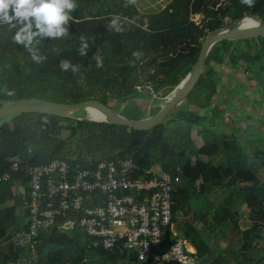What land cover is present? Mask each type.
Listing matches in <instances>:
<instances>
[{
  "label": "trees",
  "instance_id": "obj_1",
  "mask_svg": "<svg viewBox=\"0 0 264 264\" xmlns=\"http://www.w3.org/2000/svg\"><path fill=\"white\" fill-rule=\"evenodd\" d=\"M77 4L68 36L38 37L34 42L37 55L47 57L40 64L14 43L16 29L0 25V106L98 101L113 110L117 103L135 100L141 93L165 98L196 65L211 32L245 17L264 25V0H255L252 7L241 0H173L154 15L143 14L127 0H77ZM116 15L121 16V32L107 27ZM195 15L204 16L201 27L191 22ZM62 59L79 65V71H61ZM255 66L264 67V39L217 43L184 103L195 111L183 117L173 115L149 132L39 114L1 121L0 264H181L152 257L140 261L137 252L123 243L109 250L95 247L83 229H61L64 218L53 229L41 232L36 243L26 244L18 237L28 230L29 168L61 159L81 169H95L105 158L133 160L139 176L155 166L170 175L177 192L174 238H182L195 249L189 253L192 264H264V184L259 180V161L264 164V157H251L235 138L219 140L212 133L224 113L215 105L221 79L218 69L235 73L244 67L248 73ZM161 109L152 107L151 117ZM135 111L140 115L138 105ZM75 116L85 118L86 112ZM65 132L67 139H63ZM190 135L200 138L203 145L192 142ZM15 162L20 167L17 173L12 171ZM6 176L9 179L1 181ZM212 194L221 198L212 203ZM195 212L207 220L203 229L198 228V219L178 221ZM243 218L246 229L238 224ZM232 230L236 250L225 259L211 240ZM164 241L173 242L169 229Z\"/></svg>",
  "mask_w": 264,
  "mask_h": 264
},
{
  "label": "built area",
  "instance_id": "obj_2",
  "mask_svg": "<svg viewBox=\"0 0 264 264\" xmlns=\"http://www.w3.org/2000/svg\"><path fill=\"white\" fill-rule=\"evenodd\" d=\"M191 22L201 27L204 16L195 15ZM156 167L139 176L133 160L105 158L95 169H81L61 159L29 168L28 230L18 237L26 244L36 243L41 232L53 229L64 218L61 229H83L95 247L109 250L123 243L137 252L140 261L152 257L192 264L189 244L174 238L177 192L172 178ZM12 171H20L18 163ZM168 229L173 242L164 241Z\"/></svg>",
  "mask_w": 264,
  "mask_h": 264
},
{
  "label": "rangeland",
  "instance_id": "obj_3",
  "mask_svg": "<svg viewBox=\"0 0 264 264\" xmlns=\"http://www.w3.org/2000/svg\"><path fill=\"white\" fill-rule=\"evenodd\" d=\"M165 1L168 2L171 0ZM165 1L135 0V4L140 10L154 15L163 11L164 4L162 2ZM249 70L248 73H245L244 67H241L235 73H231L223 67L218 69V76L221 79L215 105L224 113L221 114L220 119L216 122L217 127L212 129V133L219 140L235 138L236 142L240 144L246 154L258 158L264 157V67L255 66L250 67ZM141 95V97L135 100L128 99L117 103L113 107V111L130 121L144 120L143 118L145 116L140 117L141 114H145L147 118L151 117L153 113V110H151L152 107H162L171 98L172 93L160 99L153 98L149 93H141ZM137 105L141 109L140 115L135 111V106ZM190 110L195 111L183 104L172 116L183 117L191 112ZM190 136L192 139L193 136ZM68 137L69 133L65 132L63 139H67ZM192 140L198 146L203 145V141L200 138H196L195 135ZM254 163L256 164V162ZM259 164L263 165H260L259 180L264 184V164L261 161H259ZM154 168L157 167L155 166ZM220 192L219 195L223 193L222 191ZM218 198H221V196L212 194L210 201L213 203ZM196 214L199 213H190L189 216H185L184 218L180 216L178 221L190 222L198 219L200 222L198 228L203 229L207 220L202 218L201 215ZM240 222L241 220H238L239 225ZM243 224H241V227L239 226L240 229H246L247 226L242 227ZM174 232L177 234V227H175ZM234 234H236L234 230L232 232L226 231V234L222 235L223 238L219 236L218 239L211 240V243H216L220 251L223 252L225 259H230L233 251L236 250V245H232ZM187 249L188 251H192L193 254L195 253V249L191 246L187 245ZM192 261H194V258H192ZM196 264L198 263L196 262Z\"/></svg>",
  "mask_w": 264,
  "mask_h": 264
},
{
  "label": "water",
  "instance_id": "obj_4",
  "mask_svg": "<svg viewBox=\"0 0 264 264\" xmlns=\"http://www.w3.org/2000/svg\"><path fill=\"white\" fill-rule=\"evenodd\" d=\"M246 19L255 22L257 27L251 30H241L240 24ZM255 39H264V25L256 19L250 17H245L242 20L234 22L222 29L211 32L204 41L199 60L192 68L189 75L175 89L171 98H169L162 106L161 111L157 115L144 120L130 121L98 101H90L76 105H59L47 102H14L0 106V122L12 116L39 114L75 121H87L98 124L105 123L114 126L126 127L130 130L138 132L153 131L162 126L172 116V114L185 103L187 97L199 81L204 71L208 55L214 45L223 41L233 42ZM90 108L99 111L105 117V120H89L88 110ZM82 110L86 112L85 118L76 117L75 114Z\"/></svg>",
  "mask_w": 264,
  "mask_h": 264
},
{
  "label": "clouds",
  "instance_id": "obj_5",
  "mask_svg": "<svg viewBox=\"0 0 264 264\" xmlns=\"http://www.w3.org/2000/svg\"><path fill=\"white\" fill-rule=\"evenodd\" d=\"M127 3L133 4L135 0H127ZM241 3L252 7L255 0H241ZM77 7V0H0V25L6 24L16 29L12 38L14 43L27 49L32 60L40 64L45 62L47 57L37 55L33 48L34 42L38 37L61 39L68 36L69 21L73 18L71 14ZM107 27L109 31L121 32L123 30L121 16H114ZM83 39L82 36L81 40ZM81 54L85 53L82 51ZM97 66L102 65L98 62ZM59 68L61 71L70 70L75 73L79 71L80 66L62 59Z\"/></svg>",
  "mask_w": 264,
  "mask_h": 264
},
{
  "label": "bare ground",
  "instance_id": "obj_6",
  "mask_svg": "<svg viewBox=\"0 0 264 264\" xmlns=\"http://www.w3.org/2000/svg\"><path fill=\"white\" fill-rule=\"evenodd\" d=\"M255 27H257V24L255 22H253L252 20H244L241 24H240V29L241 30H251L254 29ZM89 120H93V121H102L105 120V117L97 110L95 109H89Z\"/></svg>",
  "mask_w": 264,
  "mask_h": 264
},
{
  "label": "crops",
  "instance_id": "obj_7",
  "mask_svg": "<svg viewBox=\"0 0 264 264\" xmlns=\"http://www.w3.org/2000/svg\"><path fill=\"white\" fill-rule=\"evenodd\" d=\"M163 1H165V0H163ZM172 1H173V0L168 1V2L165 1V2H167L166 4H165V2H162V4H164V5H163V10H164L169 4H171ZM135 5H136V4H135ZM138 9H139V8H138ZM139 10H140V9H139ZM140 11H141L143 14H145V15H151V14H149V13H147V12L142 11V10H140ZM216 106H217V105H216ZM203 115H204V114H203ZM242 223H244L242 227H245V219H244V218H243L242 221L240 222V227H241V224H242Z\"/></svg>",
  "mask_w": 264,
  "mask_h": 264
}]
</instances>
